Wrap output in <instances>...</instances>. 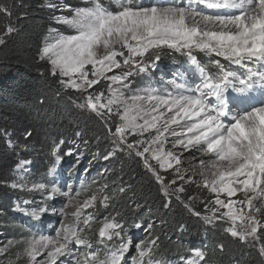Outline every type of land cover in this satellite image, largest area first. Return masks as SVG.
<instances>
[{"label":"snow or ice","instance_id":"snow-or-ice-1","mask_svg":"<svg viewBox=\"0 0 264 264\" xmlns=\"http://www.w3.org/2000/svg\"><path fill=\"white\" fill-rule=\"evenodd\" d=\"M117 2L116 11L102 0H86L88 6L84 7L64 5L71 15H60L54 19L68 26L74 34L64 35L49 30L38 50V58L50 65L47 75L56 77L61 89L80 93L78 99L82 98L83 102L76 104L78 108L106 117V130L114 145L142 158L144 167L161 184L166 196L168 186L164 185V177L150 160H155L160 170L175 168L176 178L170 184L175 185L177 180L181 182L180 187L175 189L176 193H184L185 184L196 182L195 174L187 175L186 170L181 172V157L173 150H164L166 133L176 137L173 149L182 146L185 150L195 149L203 156L214 157L208 160L207 167L205 159L198 161L202 177L198 186L214 194L212 202L215 205L211 210L212 216L204 215L203 221L206 224L223 221L228 224L223 231L241 241L260 239V233L264 231V221L260 219L264 216V106L244 109L226 125L224 120L230 110L222 96L225 88L234 83L243 86L236 89L240 93L253 89L255 83L264 87V0H189L188 4L162 0L150 6H142L136 0ZM193 3L208 9L235 11L205 14L197 11ZM0 14L12 15V8L5 0H0ZM14 31L10 24L5 25V35ZM5 35H0V45L5 43ZM164 47L186 51L193 60L194 50L212 53L235 65H242L246 72L237 74L227 71L216 60L213 63L218 68V75L205 74V70L200 68L204 79L196 88L189 89L186 84L173 80L170 83L180 90L175 95H155L152 92L125 95L120 88H127L126 82L134 72H143L147 63L154 64L159 60L158 50ZM152 56V60L145 59ZM245 62L259 63L260 70ZM124 68L127 70L120 74L108 75L114 69ZM101 79L111 82L107 85L108 96L104 91H89L98 86ZM113 84L120 87L114 88ZM209 97H216L217 103L212 104ZM113 113L119 120L114 125V131L108 127ZM173 126H179L182 131H175ZM153 129L156 135L150 140L128 142V136H143ZM30 136V132L25 133L26 138ZM181 136L184 138H179ZM7 143L11 146L13 141L9 138ZM71 154V149L64 153ZM50 155L53 160L49 173L54 172L62 160L60 144L52 147ZM29 163L22 160L16 168L23 170ZM208 169L210 172L205 175ZM22 181L23 176L13 179L10 186L24 189L27 185ZM107 187L103 185L99 191L103 192ZM34 189L47 192L48 197L60 191L55 184L49 190L44 183H33L29 190ZM221 194H225L227 200L222 199ZM238 194H242L243 198L234 199ZM107 199L106 196L103 198L104 201ZM95 200L96 195L93 194L76 207L71 213L73 220L63 222L55 236L40 235L25 239L17 259L25 256L28 264H37V257L43 255L44 259L38 264H57L58 258L70 251V244L90 247L84 233L91 228L90 222L94 217L84 215L82 209L90 207ZM69 203H74V199L70 198ZM16 207L19 208V205ZM47 210L46 206L37 207L30 215L38 219ZM61 212H64L63 208ZM194 214L201 215L199 212ZM122 227L113 218L98 229L99 237L111 241L113 236L120 237ZM136 227L141 226L137 224ZM12 243L8 242L9 245ZM156 243L155 239L147 243L134 242L131 238L121 239L117 247L104 253L105 258L102 259L98 251H89L81 256L77 264H123L130 248L135 249L130 264H159L151 259ZM220 247L223 248V245ZM6 251L7 246L0 247V254ZM259 251L264 256V244ZM205 258L202 251L196 250L195 258L188 264H202Z\"/></svg>","mask_w":264,"mask_h":264},{"label":"rangeland","instance_id":"rangeland-1","mask_svg":"<svg viewBox=\"0 0 264 264\" xmlns=\"http://www.w3.org/2000/svg\"><path fill=\"white\" fill-rule=\"evenodd\" d=\"M71 1L76 4H70ZM107 1L108 2H105L104 4L110 6L111 10H118L117 0ZM136 2L142 6H150L153 2H162V0H136ZM176 2L188 4L189 0H176ZM65 4H70L73 8L88 6L86 4V0H45L44 6L49 8L52 12V26L44 35L42 43L49 35L50 29L64 35L74 34L68 26L57 23L54 19V17L60 15H71V13L64 8ZM192 6L195 7L197 11H202L205 14H224L225 12L235 11L230 9H208L204 5H200L198 3H193ZM158 54L160 56L159 60H156L154 64L147 63L146 70L143 72H134L126 82L127 88H120L125 95L131 96L137 93L144 94L145 92H152L155 95H164L166 93H172L175 95L177 91L180 90L176 89L175 86L170 83L173 80L177 83L186 84L189 89L196 88L202 84L204 79V76L199 70L200 68L205 70V74H211L214 77L218 75V68L213 63L216 60H219L227 71H234L237 74L246 72V69L242 65H235L230 61L225 60L223 57L216 56L212 53L194 50L193 56L195 57V60H193L187 55L186 51H177L175 49L164 47L158 50ZM171 54L174 56L171 57ZM145 59L152 60L154 59V56L146 57ZM245 63H248L250 67H255L257 70H260L261 66L259 63ZM123 70L127 69H114L111 73H108V75L120 74ZM109 83L111 82L101 79L100 89L96 88L97 86H94V89H90L89 91H104L105 96H108L107 85ZM112 86L114 88L120 87L117 84H113ZM239 87L243 86L238 83H234L224 90L222 99H224L228 104L230 110L228 118L224 120L226 125L232 120L233 116L238 113L242 114L244 109L250 110L253 106H264V87H262L259 83H255L253 89L245 93L237 92L236 89ZM77 94L80 96V93L77 92ZM185 94L189 93L185 92ZM80 99V102H83V99ZM208 99L212 104L217 103L216 97H209ZM86 110L88 112H92L88 109ZM109 122L114 127V125L119 122L118 117H116L113 113ZM173 128L177 132L182 131L179 126H173ZM155 135L156 130L153 129L144 133L143 136H128V142L132 143L135 139L150 140ZM179 138L183 139L184 137L181 136ZM175 139L176 137L166 133L164 150H173L176 155L181 157V172L186 170L187 175L195 174L194 179L196 182L185 184V192L181 194L189 195L188 198L191 197V199H188L189 204L187 207L194 213V205H198L200 203L204 204L203 212L200 213L201 215L199 216L203 220L204 215L212 216L213 213L211 210L215 205L212 202L214 194L202 186H198L202 180L200 175L201 168L198 161L201 158L205 159V167H207L208 160L214 159V157H211L210 155L203 156L201 152L195 149L190 151L185 150L182 146H178L173 149L172 145L175 143ZM12 141L13 144L9 146V148L12 152H14L15 165L12 170L11 181L23 176L24 181L22 182L26 183L27 187L24 189H14L10 186L12 194L8 204V214H6L5 211L0 210V247L7 246V251L0 254V264H28V259L25 256H20V258L17 259L18 254L24 247L23 241L25 239H30L33 236H55L56 230L60 229L63 222L73 220L71 213L75 210V208L83 204V202L93 194L96 195V200L90 207L82 209L84 215L91 214L94 217V220L90 222L91 228L86 229L84 233L89 241L90 247L75 243L70 244V251L58 258L57 264H77V261L80 260L81 256L89 251L100 252L101 258L103 259L105 258L104 253L114 247H117L121 239L126 240L131 238L134 242L145 241L146 243L153 240L152 230L149 228L151 223L148 220H146V222H136L132 227L127 228L119 222L116 216L110 215L106 212L99 215L96 213L95 209L97 207H101L105 211L111 201V198L115 196L116 193L121 192L120 189L123 188L118 185V181H115L114 183L110 182V174L112 172V169H110V160L130 154L129 151L124 148H117L114 145L113 138L109 133L107 138L104 140V145L102 147L98 144L87 143L76 135H71L65 144H61L60 141L57 144H60V154L62 156V160L60 164L56 166L55 171L51 173H49V169L52 167V163L49 164L48 170L43 175H36L33 171V161L34 158L38 156L37 152L41 149V147H37L35 145L32 146L30 143L21 144L20 141L13 139ZM69 149H71L72 154L64 155V153ZM109 153H112V155H109ZM131 154L135 155L134 152ZM105 157H107V159ZM140 159L142 160V158ZM22 160L30 161V163L26 165L23 170H19L16 168V164ZM150 162L154 167H157L159 174L164 177L163 182L164 185L168 186V193L172 192L175 193V195L180 194L176 193L175 189L180 187L181 182L177 180L175 185L170 184V181L176 178L175 168L160 170L155 160H150ZM209 172L210 169L205 172V175H208ZM164 173H166V175H164ZM33 183H44L48 185L49 190L51 186L55 184L60 191L54 196L48 197V193L43 190H29ZM103 185H107L108 187L101 192L99 189ZM78 192L80 193L79 196L76 195ZM105 196L108 197L106 201L103 200ZM70 198L74 199V203H69ZM221 198L227 200L225 194H221ZM242 198V194H238L237 197H234V199ZM17 205H19V208L16 207ZM65 205H67V207H65ZM42 206H46L48 210L41 213L38 219L33 218L30 215L31 211ZM62 208L64 209V212H61ZM64 213H68V215L66 216ZM113 218H115V220L123 226L122 229L119 230L121 233L120 237L113 236L111 241H109L106 237H99L98 229L103 225V223L112 220ZM260 219L264 221V216H261ZM214 222L217 221H213V223ZM219 222L224 223L223 221ZM137 224L141 227L137 228ZM225 226L227 227L228 224H225ZM112 231L114 232L117 230ZM9 241H12L13 243L9 245ZM248 241L258 242V239L253 240L249 238ZM153 250L154 248L152 249L151 259L154 262H159V264H188L189 260L195 258L196 250L203 252L202 247L199 244L190 247L189 250L180 256L171 259H164L156 257ZM133 255H135V249L130 248L129 252L123 259V264H130V258ZM43 259V255L37 257V264ZM202 264L215 263L206 261L205 259Z\"/></svg>","mask_w":264,"mask_h":264},{"label":"trees","instance_id":"trees-1","mask_svg":"<svg viewBox=\"0 0 264 264\" xmlns=\"http://www.w3.org/2000/svg\"><path fill=\"white\" fill-rule=\"evenodd\" d=\"M5 3L12 8V15L0 14V35H5V25L15 29L5 35V43L0 45V210L8 214L15 165L9 138L41 147L34 158L33 171L43 175L52 163L50 152L55 144H65L71 135H76L102 147L109 132L106 117L78 108L76 104L81 99L77 92L61 89L57 78L47 75L50 65L38 58L43 37L52 26V12L44 6L45 0ZM100 86L101 83L96 88ZM108 127L114 131L109 120ZM26 132L31 136L26 138ZM110 169V182L118 181L123 191L111 198L105 211L97 207V215L106 212L116 216L127 228L148 220L152 237L157 240L153 250L156 257L175 258L200 244L206 261L215 264H264L259 251L264 231L258 242L241 241L223 231L224 223H204L187 207L189 195L180 193L179 199L172 192L164 195L161 184L134 154L110 160ZM193 208L195 213H202L204 204Z\"/></svg>","mask_w":264,"mask_h":264}]
</instances>
